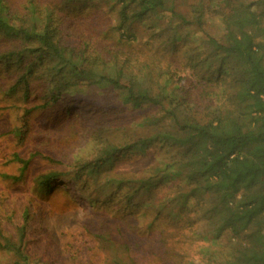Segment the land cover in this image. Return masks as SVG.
<instances>
[{"label":"trees","instance_id":"trees-1","mask_svg":"<svg viewBox=\"0 0 264 264\" xmlns=\"http://www.w3.org/2000/svg\"><path fill=\"white\" fill-rule=\"evenodd\" d=\"M63 1L71 4L77 0ZM180 1L107 0L116 24L104 34V40L93 37L91 44L81 40L76 47L64 36L55 9L47 4L29 0L18 11L11 1L0 0V41L21 46L0 55V64L16 61L22 65L24 77L38 74L39 80L45 81L47 89L58 95H52L54 100L67 95L85 106L86 112L97 110L96 93L107 91L117 96L119 106L103 112L88 126L90 134L95 131L92 137L98 152L91 159L75 157L72 174L76 184L81 185L86 177L100 186L99 198L126 203L137 213L151 208L155 224L162 216L175 220L174 206L181 203L188 208L190 203L193 207L189 212L199 216L203 229L208 228L200 231V236L206 234L216 242L228 237L225 264H264V0L221 3L226 9L219 15L221 36L203 41L208 49L204 54H209L201 59L191 44L186 52V68L197 80L195 86L184 80L174 65L132 64L121 56L122 47L112 43L117 38L130 47L142 29L153 35L148 42L159 39L163 31L147 23L167 21V41L170 49L176 50L179 41L189 40L181 36L182 28H203L212 0H200L184 14L178 8ZM207 58L219 62L213 72L217 73V84L199 71L202 63L211 66ZM208 84L217 86L209 88ZM200 86L202 93L208 94L207 104L194 94ZM146 110L150 112L142 124L150 131L147 136L132 142L115 139L130 136L119 134L126 130L116 127L120 114ZM156 145L176 152L139 176L126 178L112 173L118 159L130 152L146 155ZM170 170L181 181L165 194L167 187L159 189L166 186L163 176ZM62 176H45L42 185L49 186ZM64 176L72 179L70 173ZM25 231V227L19 229V243L0 235V250L14 254L18 264H29L23 249ZM94 237L115 245L112 238ZM110 250L114 264H128V260L136 264L118 250Z\"/></svg>","mask_w":264,"mask_h":264},{"label":"rangeland","instance_id":"rangeland-1","mask_svg":"<svg viewBox=\"0 0 264 264\" xmlns=\"http://www.w3.org/2000/svg\"><path fill=\"white\" fill-rule=\"evenodd\" d=\"M9 1L22 11L29 0ZM35 1L55 9L64 36L76 47H80L81 40L89 43L93 37L104 40V34L116 24L117 17L110 13L107 0H77L71 4L63 0ZM223 1L209 2L211 10H206L202 29L182 28L181 36L189 40L179 41L176 50L170 49L167 41L170 35L165 29L167 21L147 23L163 31L159 39L148 42L153 35L142 29L138 41L130 47L117 38L112 43L116 48L122 47L121 56L129 58L132 64H155L158 68L174 65L184 80L195 86L197 80L186 68V52L191 44L201 59L209 54H204L208 49L203 41L210 37L220 38L219 15L226 11L221 4ZM199 2L181 0L178 8L183 14L188 13ZM19 46V43L1 40L0 55L15 51ZM207 59L212 61L211 66L202 63L199 71L217 84V73L213 72L219 62ZM13 63L16 64H0V235L19 243V229L25 227L23 249L29 264H114L110 249L132 258L136 264H225L228 237L225 235L216 242L206 234L200 236V231L208 228L203 229V223H198L199 216L189 212L193 207L190 203L188 208L181 203L174 206L178 215L175 220L162 216L155 224L156 214L151 208L144 210L145 213L143 210L137 213L136 209L132 212L126 203L99 198L100 186L89 178L83 177L81 185L75 183L72 174L75 157L91 159L98 152L92 137L95 131L90 134L88 126H93L103 112L119 106L116 95L107 91L96 93L97 110L91 108L86 112L85 106L67 95L59 96V101L54 100L52 95L57 94L47 89L38 74L24 77L22 65ZM213 86L217 85L208 84L209 88H215ZM202 88L196 87L193 91L207 104L210 100L206 97L208 94L202 93ZM218 91L216 88L215 92ZM70 104L73 105L71 110ZM149 112L120 114V124L116 127L126 130L119 134L130 136L118 135L115 139L132 142L134 138L147 136L150 131L142 121ZM175 152L158 145L146 155L130 152L118 159L111 171L126 178L139 176ZM67 173L72 179L64 176ZM53 174L63 176L49 186L42 185L41 179ZM180 179L170 170L163 176L166 186H160L159 191L167 187L165 194L171 192L172 185H177ZM105 191L114 194L110 188ZM95 234L107 240L112 238L114 247L94 237ZM128 261L130 264L131 260ZM0 264L18 263L14 254L0 250Z\"/></svg>","mask_w":264,"mask_h":264}]
</instances>
